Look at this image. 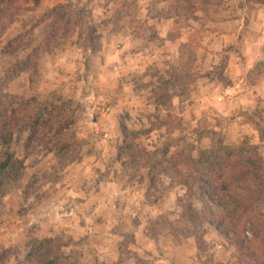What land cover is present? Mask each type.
Returning <instances> with one entry per match:
<instances>
[{"label":"rangeland","instance_id":"obj_1","mask_svg":"<svg viewBox=\"0 0 264 264\" xmlns=\"http://www.w3.org/2000/svg\"><path fill=\"white\" fill-rule=\"evenodd\" d=\"M261 11L264 0H0V94L73 120L58 142H41L46 129L7 150L23 173L0 198V264H25L33 247L55 264H253L216 226L181 222L171 161L232 151L264 170Z\"/></svg>","mask_w":264,"mask_h":264},{"label":"trees","instance_id":"obj_2","mask_svg":"<svg viewBox=\"0 0 264 264\" xmlns=\"http://www.w3.org/2000/svg\"><path fill=\"white\" fill-rule=\"evenodd\" d=\"M59 109L48 104L42 106L34 100L18 101L0 94V146L6 151L4 158H0V198L10 185L20 180L23 173V166L14 161L7 150L19 135L28 132L35 135L49 129L50 133H45L42 143L50 141L52 133L54 137L63 133L66 125L72 124L73 120H70V116H64ZM68 118L69 122L63 123ZM58 139H62V134L60 138L57 137V142ZM181 164L177 159L171 161L176 181L186 189L181 222L195 229L203 221L216 226L240 257L248 258L253 264H264L263 168L252 159L232 151L203 153L197 160L183 164V168ZM211 185L213 192H209ZM197 189H205L206 200L202 201L201 212L195 209L193 201ZM208 205L215 207L219 216L215 217ZM171 234L177 237L178 233L172 228ZM55 260L35 257L33 247L25 264H55Z\"/></svg>","mask_w":264,"mask_h":264},{"label":"crops","instance_id":"obj_3","mask_svg":"<svg viewBox=\"0 0 264 264\" xmlns=\"http://www.w3.org/2000/svg\"><path fill=\"white\" fill-rule=\"evenodd\" d=\"M261 12H262V11H261ZM263 13H264V12H262V15H261L262 17H264V14H263Z\"/></svg>","mask_w":264,"mask_h":264}]
</instances>
